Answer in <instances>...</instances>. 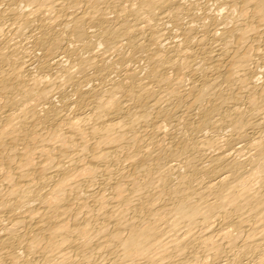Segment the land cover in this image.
I'll list each match as a JSON object with an SVG mask.
<instances>
[{
  "label": "bare ground",
  "instance_id": "6f19581e",
  "mask_svg": "<svg viewBox=\"0 0 264 264\" xmlns=\"http://www.w3.org/2000/svg\"><path fill=\"white\" fill-rule=\"evenodd\" d=\"M0 264H264V0H0Z\"/></svg>",
  "mask_w": 264,
  "mask_h": 264
}]
</instances>
